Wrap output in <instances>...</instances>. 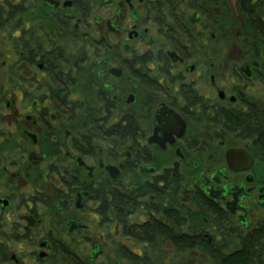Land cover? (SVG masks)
Returning <instances> with one entry per match:
<instances>
[{
	"label": "flooded vegetation",
	"instance_id": "af4514ba",
	"mask_svg": "<svg viewBox=\"0 0 264 264\" xmlns=\"http://www.w3.org/2000/svg\"><path fill=\"white\" fill-rule=\"evenodd\" d=\"M259 2L0 0V264L264 235Z\"/></svg>",
	"mask_w": 264,
	"mask_h": 264
},
{
	"label": "trees",
	"instance_id": "16d2710c",
	"mask_svg": "<svg viewBox=\"0 0 264 264\" xmlns=\"http://www.w3.org/2000/svg\"><path fill=\"white\" fill-rule=\"evenodd\" d=\"M259 5L264 8V0ZM217 227L225 230L226 223L217 222ZM190 241L185 236L183 246H188ZM200 247L212 264H264V235L258 231L249 237L222 236L212 245L200 244Z\"/></svg>",
	"mask_w": 264,
	"mask_h": 264
},
{
	"label": "rangeland",
	"instance_id": "374dc122",
	"mask_svg": "<svg viewBox=\"0 0 264 264\" xmlns=\"http://www.w3.org/2000/svg\"><path fill=\"white\" fill-rule=\"evenodd\" d=\"M195 257L191 254L181 255L177 258L176 262L180 264H192L194 262Z\"/></svg>",
	"mask_w": 264,
	"mask_h": 264
},
{
	"label": "water",
	"instance_id": "95a60500",
	"mask_svg": "<svg viewBox=\"0 0 264 264\" xmlns=\"http://www.w3.org/2000/svg\"><path fill=\"white\" fill-rule=\"evenodd\" d=\"M258 0H241L242 6L245 9H249L251 6H253Z\"/></svg>",
	"mask_w": 264,
	"mask_h": 264
}]
</instances>
